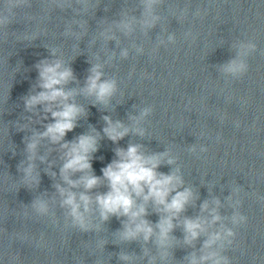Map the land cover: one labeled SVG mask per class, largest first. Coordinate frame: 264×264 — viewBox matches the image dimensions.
<instances>
[{"label":"water","instance_id":"1","mask_svg":"<svg viewBox=\"0 0 264 264\" xmlns=\"http://www.w3.org/2000/svg\"><path fill=\"white\" fill-rule=\"evenodd\" d=\"M7 2L0 0V14L12 21L0 27V264H9L12 255L20 264H76L77 258L82 264H188L191 254H202L207 232L225 228L236 236L222 249L218 242L216 250L231 264H264V0H161L152 28L139 22L141 0H27L10 12ZM124 17L136 18L130 32L118 27ZM241 41L255 43L257 50L246 57L247 74L236 78L222 66L235 57L233 45ZM45 59H60L73 70L75 80L66 88L77 90L73 102L84 114L64 140L92 129L99 133L95 175L102 177L117 148L137 144L145 155L167 153L157 171H175L182 181L177 190L192 192L185 210L172 218L167 256H161L155 235L148 242L121 241L118 232L128 217L104 221L94 204L91 230L73 225L55 186L77 197L85 190L71 188L60 175V144L40 140L31 161L39 183H24L18 166L29 163L26 144L52 122L44 106L28 111L24 103L41 90L36 65ZM95 64L102 66L104 79L116 82L107 104L80 91ZM145 109L150 111L141 116ZM104 116L122 122L129 133L113 143L104 135ZM168 159L174 162L169 165ZM106 190L100 186L87 194L94 198ZM34 200L47 203L46 214L32 207ZM205 202L208 208L202 210ZM145 207L142 219L158 233L157 223L170 214L152 202ZM213 209L220 216L215 223ZM235 213L245 215L247 224H233ZM196 218L207 222V232L188 244L184 221ZM100 241L106 242L102 249ZM120 253L132 260L121 261Z\"/></svg>","mask_w":264,"mask_h":264},{"label":"clouds","instance_id":"2","mask_svg":"<svg viewBox=\"0 0 264 264\" xmlns=\"http://www.w3.org/2000/svg\"><path fill=\"white\" fill-rule=\"evenodd\" d=\"M26 2L27 0H8L5 9L10 12L12 8ZM160 2L161 0H141L143 11L142 19L139 22L142 27H155L159 17L155 14L154 9ZM195 15H200L199 9L196 10ZM11 22L9 15L0 14V27L7 26ZM134 23H136L135 17L131 19L124 17L117 22L118 27L125 32L132 31ZM173 39L174 36L170 35L169 40ZM233 47L236 49V55L222 66V71L232 77H243L249 70L246 57L257 50V45L251 41H241L234 44ZM52 55L55 56V49L52 50ZM124 55L126 56L127 53L125 52ZM36 67L38 87L41 90L24 98L25 109L31 111L42 105L44 112L50 113L52 122L46 125L45 131L34 134L26 144L29 163L27 167H23L22 161L18 166V171L22 170L24 173V183L30 184L32 181L39 183V180L33 176L34 165L31 161L36 157L40 140L46 138L53 144H60L61 149L64 150L60 175L71 188L82 186L85 190L77 197L76 193L65 190L60 185L55 186L64 197L62 207L69 210L68 215L72 218L73 225L83 232L90 231L92 226L88 214L92 211L94 204L104 221H107L110 216L128 217V222L124 224L123 230L118 232L121 241H133L142 237L145 242H148L155 235V243L158 248L164 249L161 256H167L166 249L170 243L169 234L174 227L172 218L184 211L185 206L192 198V192L189 189L177 190V186L182 181L175 171L169 174L157 171L167 153L145 155L141 151L140 145L129 144L126 149L117 148L115 150L117 158L102 168V177L95 175L92 170V159L93 154L98 151L99 133L92 129L89 133L79 135L72 141L64 140L67 133L77 126V119L84 114V109L73 102L74 96L78 94L77 90L66 88L71 81L75 80L72 68L65 66L60 59H45L40 61ZM101 67L100 64H95L89 69L85 86L80 91L94 96L100 103L107 104L116 92V82L112 79H104ZM242 103L246 104V101ZM53 106H55V110ZM149 111V109H145L141 116L146 115ZM103 119L107 125L103 129L104 135L113 143L123 139L129 133V128L125 127L122 122L113 123L108 116H104ZM236 127H240L239 121L236 122ZM134 131L143 135L142 129L136 128ZM173 162L172 159L167 160L169 165ZM76 173H81L79 178L71 179V176ZM100 186H104L107 190L97 193L94 198L87 194ZM173 192L175 195H172ZM170 196L171 199H169ZM261 199L264 200V197ZM138 200L142 202L138 203ZM148 202H152L158 211L163 210L170 214L162 216L157 223L158 233H154L151 224L146 219H142L147 215L145 204ZM216 203L218 204L219 201ZM32 207L41 214H46L48 211L47 203L42 200H34ZM207 208L208 203L205 202L202 205V210ZM247 219L245 215L235 213L232 216V223L246 225ZM219 220L220 216L213 209L211 223ZM206 223L200 218L186 219L183 225L185 242L191 244L202 233H206ZM235 236L236 233L231 228H225L222 232H207V238L201 246L202 254L199 257L194 253L191 254L187 258L188 264H231V259L216 250V246L218 242H220L219 248L221 249L224 247V242L231 245L233 243L231 238ZM17 238L26 239V237ZM105 243L100 241L98 247L102 249ZM145 254H147L146 249ZM118 258L125 262L132 260V256L126 253H120ZM9 264H20V257L18 255L10 256ZM76 264H82V261L77 258ZM149 264L152 262L150 261Z\"/></svg>","mask_w":264,"mask_h":264}]
</instances>
